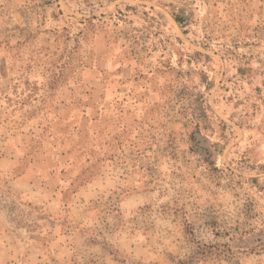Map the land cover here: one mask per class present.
<instances>
[{
  "label": "rangeland",
  "instance_id": "374dc122",
  "mask_svg": "<svg viewBox=\"0 0 264 264\" xmlns=\"http://www.w3.org/2000/svg\"><path fill=\"white\" fill-rule=\"evenodd\" d=\"M0 264H264V0H0Z\"/></svg>",
  "mask_w": 264,
  "mask_h": 264
},
{
  "label": "trees",
  "instance_id": "16d2710c",
  "mask_svg": "<svg viewBox=\"0 0 264 264\" xmlns=\"http://www.w3.org/2000/svg\"><path fill=\"white\" fill-rule=\"evenodd\" d=\"M172 17L181 29L185 28L186 20L184 18L176 14H172Z\"/></svg>",
  "mask_w": 264,
  "mask_h": 264
}]
</instances>
